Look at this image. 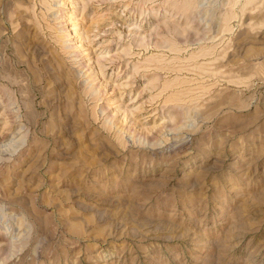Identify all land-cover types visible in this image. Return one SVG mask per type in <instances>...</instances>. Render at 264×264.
Here are the masks:
<instances>
[{
	"label": "rangeland",
	"instance_id": "rangeland-1",
	"mask_svg": "<svg viewBox=\"0 0 264 264\" xmlns=\"http://www.w3.org/2000/svg\"><path fill=\"white\" fill-rule=\"evenodd\" d=\"M0 264H264V0H0Z\"/></svg>",
	"mask_w": 264,
	"mask_h": 264
}]
</instances>
